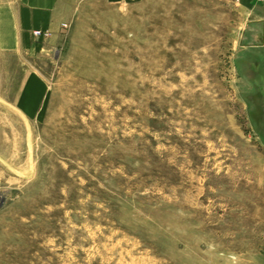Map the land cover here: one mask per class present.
Wrapping results in <instances>:
<instances>
[{
  "label": "rangeland",
  "instance_id": "1",
  "mask_svg": "<svg viewBox=\"0 0 264 264\" xmlns=\"http://www.w3.org/2000/svg\"><path fill=\"white\" fill-rule=\"evenodd\" d=\"M63 1L44 49L4 45L0 12V264H264L238 1Z\"/></svg>",
  "mask_w": 264,
  "mask_h": 264
},
{
  "label": "crops",
  "instance_id": "2",
  "mask_svg": "<svg viewBox=\"0 0 264 264\" xmlns=\"http://www.w3.org/2000/svg\"><path fill=\"white\" fill-rule=\"evenodd\" d=\"M240 8L246 13V28L242 35V45L257 51L262 56L261 77L264 78V0H237ZM5 6L0 9L3 14L2 25L4 45L18 48L44 49L56 44L64 31L66 21L63 0H4ZM34 31H47L48 38L36 37ZM35 78L28 80L31 88ZM259 92L264 95V82ZM27 104L33 102L26 97ZM29 108V106L27 105ZM31 107V104H30ZM33 108V106H32ZM264 110V106L262 107Z\"/></svg>",
  "mask_w": 264,
  "mask_h": 264
},
{
  "label": "built area",
  "instance_id": "3",
  "mask_svg": "<svg viewBox=\"0 0 264 264\" xmlns=\"http://www.w3.org/2000/svg\"><path fill=\"white\" fill-rule=\"evenodd\" d=\"M34 35L36 37L48 38L50 34L47 31H34Z\"/></svg>",
  "mask_w": 264,
  "mask_h": 264
}]
</instances>
